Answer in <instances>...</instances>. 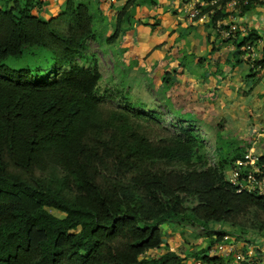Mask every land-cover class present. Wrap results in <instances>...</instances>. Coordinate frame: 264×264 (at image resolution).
<instances>
[{
	"label": "trees",
	"instance_id": "trees-1",
	"mask_svg": "<svg viewBox=\"0 0 264 264\" xmlns=\"http://www.w3.org/2000/svg\"><path fill=\"white\" fill-rule=\"evenodd\" d=\"M0 2V264H188L181 250L149 254L162 246L163 224L264 232V194L238 191L226 177L247 151L241 141L193 124L174 133L154 112L104 103L101 72L76 62L95 35L87 2L66 0L48 18L45 0ZM136 3L120 8L109 44L131 26ZM26 57L31 64L7 63ZM39 58L64 70L42 78ZM248 66L255 75L264 61ZM171 79L164 73L163 82ZM220 234L190 257L223 264L206 255Z\"/></svg>",
	"mask_w": 264,
	"mask_h": 264
},
{
	"label": "rangeland",
	"instance_id": "rangeland-1",
	"mask_svg": "<svg viewBox=\"0 0 264 264\" xmlns=\"http://www.w3.org/2000/svg\"><path fill=\"white\" fill-rule=\"evenodd\" d=\"M83 1L90 5L91 10L94 13L93 27L95 35L93 38L87 39L84 43V48L82 50L85 54L84 59H77L76 62L81 63L84 66L96 67L101 72L102 78L98 83L97 91L99 95L105 97L104 103L106 105L118 106L132 103L135 105L134 110L156 113L158 115L157 120L160 124L168 128L171 132L177 133L179 132L180 126L184 125L192 127L193 124L194 128L197 127V131L202 135L206 132H212L215 136V132L219 130L224 133L223 135L225 137H231L237 141H241L240 143L243 150L246 151L253 147L252 143L249 142L250 140L246 139L249 132L245 130L246 126L251 123L255 125L262 123L260 127L264 128V69L258 71L255 75L246 77V73L249 71L247 63L240 62L235 66L232 65L231 62L226 61L224 56H222L224 74H228V87L232 92V98L234 99L236 96V102L233 106H231V103H224L222 108H216L215 111L210 112L207 116H204L203 118L197 117L198 120H196L195 116L192 114L179 112L176 104L172 100L174 97L171 98L167 95L169 92L171 94L173 93V79H171L170 83L162 81L164 76L162 73L171 66L169 62L173 61L172 57L174 55L173 52H165V48L158 49L156 47V44L161 40L160 38L158 39V36H161L165 32L160 26L161 24H164V19L157 18L159 15L158 8L160 7L157 8V6L155 7L150 4V0H140L139 4L136 3V5L132 6L130 9L132 17L129 20L131 26L126 29L124 36L118 37L113 43L109 44L107 38L114 32L118 12L123 6L125 0H117L114 5L111 4L109 7L105 4L102 9H99L100 7L97 9V3L93 0ZM65 4L66 0H61V2L55 6L52 1L46 2L47 6L56 7L58 5V12H61L64 9ZM9 5H12V2H10ZM2 7L3 5L0 4V9ZM142 10L145 12H142ZM179 11L181 12L180 7ZM180 12H178L177 7L173 12L168 11V17L172 18V21L171 19H168V25L164 26L167 31L172 29L170 35L173 34L177 36V41L189 44L190 35L192 34V31L197 30V27H192L191 23L195 20H190L186 15L181 18L183 19V22H188L189 25H186L187 27L184 31L180 29L178 26L179 23H174L176 22L174 14H180ZM56 13L53 12L52 15ZM146 13H149L152 17L146 15ZM207 22L210 23L209 21ZM159 23L161 24L159 25ZM205 23L206 22L203 24ZM210 25L213 28V25ZM125 26L128 25L125 23ZM144 33L149 40H146V42H154L155 47L141 46L142 44L139 43L141 41L138 40V36H142ZM199 33L200 32H196V34H194L196 39L201 37V34ZM132 35H135L134 41L131 40ZM228 56L232 58L230 54H228ZM212 57L215 60H219L220 53L216 50ZM193 60L194 59H191L190 55L187 54L185 61L188 67L192 65ZM41 61L46 63V66H44L40 72L42 78L49 77L54 79L64 70V67L59 64H48L46 60H40V58L33 59V62L36 63H41ZM7 63L12 66H21L24 64H31L32 61L29 57H26L25 59L9 58ZM173 66H171V68ZM233 66L236 67L235 71L239 68H243L242 72L240 71L241 73L239 74L237 71L234 72L235 74H230V71L233 70ZM215 68H217V66H215ZM217 74L220 75V71H218ZM235 75H241L242 77L236 85L234 84ZM248 87L251 88L247 89ZM123 98H125L126 101H124ZM140 104L145 105L142 108L140 107ZM246 121L250 123H247ZM251 132L256 133L255 130H252ZM207 148V157H209L208 161L211 163L216 162L217 156L214 150V137H209V139H207ZM56 213L61 215L59 212ZM165 224L170 226L178 224V226L174 225L175 227L173 230L184 229V232L182 231L181 233V239L188 241V244L191 245L193 250L205 246L203 242L208 241V237L202 238L201 236L210 235L211 233L216 234L212 230H220L226 227L230 228V225L223 222L211 223L209 230H203L201 227L189 223L179 224L167 222ZM165 224H163V235H165ZM180 225L182 227H180ZM190 229L195 233L199 232V237H188L186 234H188L187 230ZM171 245L174 246L175 243L173 242ZM166 247L168 248L166 244L162 243L160 249L164 250ZM181 247L182 248L179 250L185 252V246L182 245ZM151 252H149V254H151Z\"/></svg>",
	"mask_w": 264,
	"mask_h": 264
},
{
	"label": "crops",
	"instance_id": "crops-1",
	"mask_svg": "<svg viewBox=\"0 0 264 264\" xmlns=\"http://www.w3.org/2000/svg\"><path fill=\"white\" fill-rule=\"evenodd\" d=\"M46 2L52 1L54 3V6L61 2V0H45ZM97 3V9H102L103 5H107L108 7L111 6V3H108L107 0H93ZM117 0H115L116 2ZM198 0H150V4L160 7L158 8V16L157 18L164 19V24L162 25L159 23L161 28L165 31L161 36H158V39L160 38L158 44H156L158 49L165 48V52L172 53L173 57L169 64L173 66H169L167 70H164L162 75L166 72H169L171 75L174 85H173V93L170 92L167 93V95L171 98H173V102L176 104V107L179 112H186L189 114H192L195 116V119L197 117L203 118L204 116H207L210 112H213L216 110V108H222L224 103H231V106L235 104V100L237 99L236 96L233 99L232 98V92L229 90L228 87V74H224L223 66L222 65V56L226 59V61H229L232 63V65L237 66V58L233 56V52L230 47L229 43H221L217 38L213 31L212 26L210 23L206 22L203 24L202 22L194 21L191 23L192 27H197L196 31H192V34L189 38V44L186 42H179L177 41V36L171 34L172 29L169 31L166 30L164 25H168L167 21L169 18L168 11H172L180 7V14L175 13L174 23H179L178 26L183 31L185 28L189 25L187 22H183L181 17L188 16L190 7L188 4L192 2H196ZM12 2V1H10ZM114 2V3H115ZM127 2L125 0L124 4ZM137 4H139L140 0H137ZM162 2V3H161ZM189 2V3H188ZM113 3V5H114ZM0 4H3L0 2ZM123 4V5H124ZM136 5V4H135ZM51 7L45 5L44 10L42 11V15L45 18H48L50 16H53V12H58L59 9L58 5L56 7ZM144 7V6H142ZM139 10V8H138ZM142 12H145L142 10ZM163 12V13H162ZM100 13V11H99ZM186 13V14H185ZM259 13L264 14V10H260ZM57 14V13H56ZM248 18L250 19V23L255 24V29L257 32H264V15H260L258 13H254L255 17H250L251 12L248 13ZM55 15V14H54ZM146 15L152 17L149 13H146ZM140 16V14H139ZM256 18L259 19V21H256ZM155 21V20H154ZM182 22V24H181ZM187 25V26H186ZM181 26V27H180ZM212 31V32H211ZM196 32H200L201 34L200 38L196 39ZM135 35H132L131 40H135ZM147 35L144 33L142 36H138V40H140L142 45L145 47H155L154 42H146ZM198 36V34H197ZM149 41V40H148ZM137 42V41H135ZM218 51L220 53L219 60L213 59V53L215 51ZM236 52V51H235ZM232 53V54H231ZM187 54L190 55L191 59H194L192 62V65L188 67L185 58ZM232 56L230 58L228 56ZM238 55V54H237ZM184 58V59H183ZM173 62V63H172ZM245 63V62H243ZM217 66V68H215ZM233 66V70L230 71V74H235L234 72H237L240 74L242 72L243 68H239L236 70V67ZM171 68V69H170ZM264 69V68H263ZM262 69V70H263ZM220 71V75L217 74V72ZM241 71V72H240ZM172 72V73H171ZM251 73L248 71L246 73V77L250 76ZM238 76V77H236ZM241 75H235L234 76V84L241 80ZM251 87H248L249 89ZM238 94V93H237ZM234 95V94H233ZM206 118V117H205ZM247 122V121H246ZM250 123V122H247ZM246 124V123H245ZM244 124V126H245ZM262 123L259 125H255L251 123L250 125L246 126L247 132H249V135H247V140H250L249 142L252 143L253 147H251L253 150L258 151L263 157H264V130L262 131L263 127H260ZM261 129V132L258 130ZM248 128V129H247ZM256 131V133H252L251 131ZM252 133V134H251ZM224 134V133H223ZM239 140V139H238ZM245 151V150H244ZM178 226V224H174ZM170 226L168 224L164 225L165 229V235H163V244H166L168 248L173 250H179L182 248L181 246H185V252H182L183 256H187V263L188 264H197L196 261H194L193 257H190L191 254L195 251H197L200 248L205 247L210 242L211 238L215 237L218 233H221L222 239L220 242L214 243L209 251H207L206 255L211 257H218L223 262V264H231L233 262L234 256L238 253H247L253 249V258L257 260L258 264H264V233L263 232H252V231H244L240 232L234 227L223 228L220 230H212L216 234L211 233L210 235L201 236L202 238H207L208 241L203 242L205 246L200 248H195L193 250L191 248V245L188 244V241H184L181 239L182 237V231L184 232V229L180 230H173L175 226ZM180 227H182L180 225ZM187 229V228H186ZM176 231V232H175ZM186 235L188 237H199L198 233H195L192 229L187 230ZM226 236V237H225ZM205 241V240H203ZM175 243V247L172 246V243ZM171 245V246H170ZM178 248H177V247ZM167 247L163 250L158 249L153 252H151V255L154 254H160L163 251H165ZM159 251V252H158ZM201 260V259H200ZM206 264V263H203Z\"/></svg>",
	"mask_w": 264,
	"mask_h": 264
},
{
	"label": "built area",
	"instance_id": "built-area-1",
	"mask_svg": "<svg viewBox=\"0 0 264 264\" xmlns=\"http://www.w3.org/2000/svg\"><path fill=\"white\" fill-rule=\"evenodd\" d=\"M113 4L115 0H107ZM189 3V2H188ZM190 7L188 18L200 22L210 21L219 11L226 13L223 18L213 22L216 38L229 43L232 51H238L239 58L250 66L264 61V32H257L255 24L248 18H254V13L264 10V0H198L188 4ZM209 6L205 12L203 8ZM212 6V7H211ZM259 21L256 18V21ZM241 43L237 47V43ZM264 128H262V131ZM261 132V130L259 131ZM227 180L237 186L238 191H257L264 194V159L252 148L236 159L226 174ZM226 237V236H225ZM197 264H203L198 261ZM231 264H258L253 258V249L247 253H238Z\"/></svg>",
	"mask_w": 264,
	"mask_h": 264
},
{
	"label": "water",
	"instance_id": "water-1",
	"mask_svg": "<svg viewBox=\"0 0 264 264\" xmlns=\"http://www.w3.org/2000/svg\"><path fill=\"white\" fill-rule=\"evenodd\" d=\"M235 53L238 54V51H236Z\"/></svg>",
	"mask_w": 264,
	"mask_h": 264
}]
</instances>
